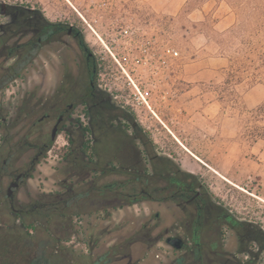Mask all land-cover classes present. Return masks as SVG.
<instances>
[{"label": "flooded vegetation", "instance_id": "flooded-vegetation-1", "mask_svg": "<svg viewBox=\"0 0 264 264\" xmlns=\"http://www.w3.org/2000/svg\"><path fill=\"white\" fill-rule=\"evenodd\" d=\"M97 54L68 18L0 0V243H21L10 264L22 243H42L46 264H264V228L156 149Z\"/></svg>", "mask_w": 264, "mask_h": 264}, {"label": "rangeland", "instance_id": "rangeland-1", "mask_svg": "<svg viewBox=\"0 0 264 264\" xmlns=\"http://www.w3.org/2000/svg\"><path fill=\"white\" fill-rule=\"evenodd\" d=\"M11 1L81 26L108 88L133 106L156 149L198 174L239 217L264 228V117L253 112L264 104V84L251 88L229 76L242 60L239 40L227 33L237 24L229 0ZM135 86L147 104L135 99ZM16 244L0 243V264H10ZM22 244L15 263L46 264L42 243Z\"/></svg>", "mask_w": 264, "mask_h": 264}, {"label": "trees", "instance_id": "trees-1", "mask_svg": "<svg viewBox=\"0 0 264 264\" xmlns=\"http://www.w3.org/2000/svg\"><path fill=\"white\" fill-rule=\"evenodd\" d=\"M236 11L237 24L227 33L239 40L235 52L241 55L237 68L229 75L238 83L249 81L251 88L264 84V0H229ZM252 72H250V71ZM249 75L245 77L244 75ZM255 115L264 117V104L258 106ZM264 131V127H263Z\"/></svg>", "mask_w": 264, "mask_h": 264}, {"label": "built area", "instance_id": "built-area-1", "mask_svg": "<svg viewBox=\"0 0 264 264\" xmlns=\"http://www.w3.org/2000/svg\"><path fill=\"white\" fill-rule=\"evenodd\" d=\"M167 54H168V56H170V57H177L178 56V52L177 51H174V50H171V49H168L167 51ZM163 64H165V61L164 62H162ZM135 89L137 90V93H138V95H139V98L136 96V95H134V96H136V100H140V98H141V100H143V102L145 103V104H147V102L145 101V98L142 96V94L140 93V91L138 90V88L135 86ZM149 109H150V107H148ZM153 114L155 115V113L153 112Z\"/></svg>", "mask_w": 264, "mask_h": 264}]
</instances>
